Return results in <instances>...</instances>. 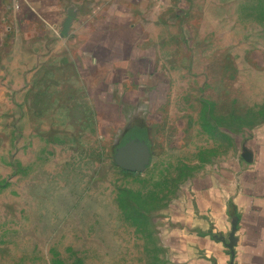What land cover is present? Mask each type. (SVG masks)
Returning <instances> with one entry per match:
<instances>
[{"label": "rangeland", "instance_id": "374dc122", "mask_svg": "<svg viewBox=\"0 0 264 264\" xmlns=\"http://www.w3.org/2000/svg\"><path fill=\"white\" fill-rule=\"evenodd\" d=\"M209 1L142 172L115 163L125 123L101 119L69 48L0 46V264H170L168 210L264 121V0Z\"/></svg>", "mask_w": 264, "mask_h": 264}, {"label": "crops", "instance_id": "0c3cea01", "mask_svg": "<svg viewBox=\"0 0 264 264\" xmlns=\"http://www.w3.org/2000/svg\"><path fill=\"white\" fill-rule=\"evenodd\" d=\"M208 6L219 7L209 0H0V46L37 40L69 48L101 119L112 112L124 121L122 145L139 137L151 149L149 138L175 115L173 57L189 50L199 21L210 22ZM187 119L177 118L178 126ZM239 139L238 157L194 178L168 210L170 264H264V121Z\"/></svg>", "mask_w": 264, "mask_h": 264}, {"label": "water", "instance_id": "95a60500", "mask_svg": "<svg viewBox=\"0 0 264 264\" xmlns=\"http://www.w3.org/2000/svg\"><path fill=\"white\" fill-rule=\"evenodd\" d=\"M114 160L124 170L142 172L151 160L150 146L144 139L131 138L116 149Z\"/></svg>", "mask_w": 264, "mask_h": 264}, {"label": "trees", "instance_id": "16d2710c", "mask_svg": "<svg viewBox=\"0 0 264 264\" xmlns=\"http://www.w3.org/2000/svg\"><path fill=\"white\" fill-rule=\"evenodd\" d=\"M126 194H131V192H128L126 190L123 191V195H126ZM120 201H121L122 206L125 207V209H127L126 203H127L128 199L126 198V196L125 197L122 196L121 199H120ZM130 205L132 206V204H130ZM78 264H81V263L78 262Z\"/></svg>", "mask_w": 264, "mask_h": 264}]
</instances>
